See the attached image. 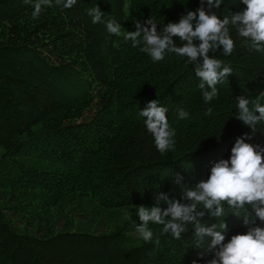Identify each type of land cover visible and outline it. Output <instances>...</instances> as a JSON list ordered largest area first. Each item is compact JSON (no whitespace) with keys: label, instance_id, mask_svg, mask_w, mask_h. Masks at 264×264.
Returning a JSON list of instances; mask_svg holds the SVG:
<instances>
[{"label":"trees","instance_id":"obj_1","mask_svg":"<svg viewBox=\"0 0 264 264\" xmlns=\"http://www.w3.org/2000/svg\"><path fill=\"white\" fill-rule=\"evenodd\" d=\"M34 3L0 0V264H208L215 250L195 247L192 225L178 240L150 223L153 240L140 238L138 206H153L158 192L184 202L183 189L207 180L245 133L264 147V122L253 134L234 99L264 103V51L229 26L233 52L209 55L232 74L205 103L187 58L154 61L86 11L99 6L126 33L151 16L158 28L178 22L200 0H77L71 8L51 0L36 19ZM245 7L224 0L212 11L222 18ZM154 99L175 130L163 154L139 115ZM245 214L254 215L225 204L226 242L247 232ZM202 222L219 220L206 213Z\"/></svg>","mask_w":264,"mask_h":264},{"label":"clouds","instance_id":"obj_2","mask_svg":"<svg viewBox=\"0 0 264 264\" xmlns=\"http://www.w3.org/2000/svg\"><path fill=\"white\" fill-rule=\"evenodd\" d=\"M25 2L30 3L31 0ZM55 2L64 8H71L77 0ZM223 3L224 0H200V6L183 14L178 22H168L158 28L156 18L151 16L142 22L137 21L135 30L126 33H122L121 24L116 18L105 19L99 6L86 11L93 24H104L110 35L123 36L133 48L138 47L154 61L162 60L166 53L187 58V62L195 66V73L201 80L199 88L204 90L203 100L208 103L218 96L217 85L232 74V69L225 66L223 61L209 55L221 47L225 55L233 52L235 41L230 35L229 26L237 29L238 35L245 38L251 49L264 51V0H240L246 6L243 10L221 18L212 9L219 8ZM50 5L51 0H35L32 18H38L43 9ZM174 37L179 38L180 45ZM234 99L237 118L255 134L257 125L264 122V103L250 100L244 95ZM166 113L167 108L161 106L158 99L149 101L139 112L140 116L146 118V129L162 154L172 149L175 136ZM177 115L183 120L188 113L179 108ZM250 139L248 133L238 137L230 158L214 161L207 180H201L194 188H184V202L158 192L153 206H138L140 223L136 225V232L140 238L146 242L153 240L150 223L163 225V233L178 240L182 233L189 231L187 226L192 225L191 238L195 247L206 245L208 250H215L208 264H264V147L247 142ZM174 179L179 183L182 178L176 174ZM161 202L166 203L167 207L162 208ZM225 204L237 216H241L246 206L254 213L243 215L244 223L248 225L247 232L234 234L227 242L228 224L225 218L220 219L225 216ZM206 213L218 218L219 222L211 226L204 224L202 220Z\"/></svg>","mask_w":264,"mask_h":264},{"label":"rangeland","instance_id":"obj_3","mask_svg":"<svg viewBox=\"0 0 264 264\" xmlns=\"http://www.w3.org/2000/svg\"><path fill=\"white\" fill-rule=\"evenodd\" d=\"M106 228H107V227L105 226V224H102V225H101V229L104 230V229H106Z\"/></svg>","mask_w":264,"mask_h":264}]
</instances>
